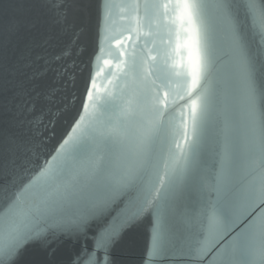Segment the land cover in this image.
<instances>
[{
	"label": "snow or ice",
	"instance_id": "obj_1",
	"mask_svg": "<svg viewBox=\"0 0 264 264\" xmlns=\"http://www.w3.org/2000/svg\"><path fill=\"white\" fill-rule=\"evenodd\" d=\"M102 7L107 85L97 84L99 72L90 75L83 112L56 155L34 169L31 141L14 134L0 141V264L125 201L97 248L151 213L154 250L183 264H264V0ZM113 8L127 36L111 30ZM177 80L187 101L180 135L170 134Z\"/></svg>",
	"mask_w": 264,
	"mask_h": 264
},
{
	"label": "water",
	"instance_id": "obj_2",
	"mask_svg": "<svg viewBox=\"0 0 264 264\" xmlns=\"http://www.w3.org/2000/svg\"><path fill=\"white\" fill-rule=\"evenodd\" d=\"M105 2L0 0V141L5 134L31 141L35 154L29 155L30 168L38 169L56 155L71 132L83 112L90 75L99 72L97 84L102 89L107 85L110 73L103 64L111 58L107 42L105 53L100 54ZM120 15L119 8L112 9L111 30L127 36L128 23ZM240 19L244 20L243 9ZM10 23L14 26L9 27ZM112 50L115 53V46ZM185 87L175 81L176 104L171 115L177 121L170 134L180 135L179 112L187 102L180 96L185 95ZM125 204L118 203L108 215L90 220L71 235H61L47 247L29 243L14 264H183L171 254L154 250L151 213L127 226L108 249L96 247L99 234L125 210ZM75 212V208L62 210L65 215ZM3 228L0 219V238Z\"/></svg>",
	"mask_w": 264,
	"mask_h": 264
}]
</instances>
